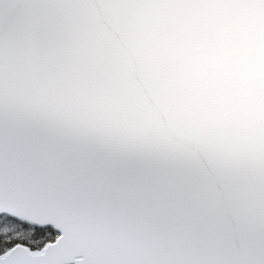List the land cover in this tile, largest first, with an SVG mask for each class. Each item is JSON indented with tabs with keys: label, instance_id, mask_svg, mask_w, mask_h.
I'll list each match as a JSON object with an SVG mask.
<instances>
[{
	"label": "snow or ice",
	"instance_id": "6c2138e0",
	"mask_svg": "<svg viewBox=\"0 0 264 264\" xmlns=\"http://www.w3.org/2000/svg\"><path fill=\"white\" fill-rule=\"evenodd\" d=\"M0 264H264V0H0Z\"/></svg>",
	"mask_w": 264,
	"mask_h": 264
}]
</instances>
